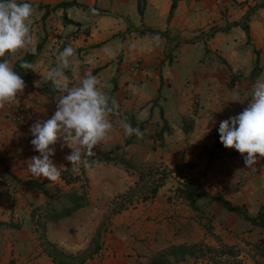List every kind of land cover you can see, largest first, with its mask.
Masks as SVG:
<instances>
[{
    "label": "crops",
    "instance_id": "1",
    "mask_svg": "<svg viewBox=\"0 0 264 264\" xmlns=\"http://www.w3.org/2000/svg\"><path fill=\"white\" fill-rule=\"evenodd\" d=\"M71 1L18 0L35 6L32 32L36 46L42 44L34 70L27 71L30 83L20 105L33 107L40 121L51 118L60 93L30 88L47 82L56 56L71 45L77 75L91 71L97 76L121 116L133 119L144 135L126 136L113 117L110 139L95 148L93 158L123 159L130 167L102 161L79 172L71 168L78 177L74 183L49 182L27 169L39 156L30 128L14 124L6 106L0 108V221L18 226L0 227V264H54L43 241L75 254L88 249L98 231L100 248L84 264H150L172 246L208 251L204 257L170 259V264H264V230L206 197L219 196L251 217L264 204V158L249 169L235 149L223 146L211 157L207 153L219 138L220 122L240 114L257 79L264 78V0H145L142 16L138 0H75L83 7L51 11ZM144 30L157 35L140 34ZM255 50L260 73L252 80ZM24 53L5 58L14 66ZM138 59L142 71L131 75L128 67ZM237 97L240 102L233 101ZM54 148L50 159L62 170L71 149L62 142ZM181 163L195 164L190 173L203 174L206 196L195 208L176 191L182 180L175 165ZM148 172L153 175L146 177ZM160 172L165 173L162 186L143 200ZM82 186L86 205L46 222L41 236L34 219L69 207L70 196L82 194Z\"/></svg>",
    "mask_w": 264,
    "mask_h": 264
},
{
    "label": "clouds",
    "instance_id": "2",
    "mask_svg": "<svg viewBox=\"0 0 264 264\" xmlns=\"http://www.w3.org/2000/svg\"><path fill=\"white\" fill-rule=\"evenodd\" d=\"M90 11L98 14L94 8ZM35 12L31 3L0 0V108L20 106L19 97L26 84L5 57L21 51L36 55L37 40L32 32ZM76 55L71 45L64 47L56 56L55 65L47 70L45 80L60 93L55 98L56 110L51 118L38 120L30 127L34 137L30 143L39 156L31 158L27 169L33 177L49 182H56L61 176L60 169L50 159L58 142L71 149L66 160L79 172L81 166L90 169L98 163L89 158L96 155L94 148L110 139L113 117L118 119L126 136L142 139L144 135L132 127L127 117L121 116L119 105L100 87L97 76L91 71L77 75L73 66ZM19 66L25 71L34 70L28 61H22ZM233 101L240 102L238 97ZM218 133L224 148L235 149L244 158L246 168L255 169L258 157L264 158V78H258L254 84L247 107L240 114L221 121Z\"/></svg>",
    "mask_w": 264,
    "mask_h": 264
},
{
    "label": "trees",
    "instance_id": "3",
    "mask_svg": "<svg viewBox=\"0 0 264 264\" xmlns=\"http://www.w3.org/2000/svg\"><path fill=\"white\" fill-rule=\"evenodd\" d=\"M145 0H138V13L140 16L143 14V6H144ZM264 5V3L262 4ZM34 6V5H33ZM70 6H77V7H83L81 4H78L75 0L67 3L59 4L51 9V11H55L58 8H66ZM35 7V6H34ZM68 23H72L69 20H66ZM244 30L247 32V26H243ZM148 33L150 35H157V32L154 31H141L140 34ZM42 48V44H38L36 46V55H31L28 53H24V55L19 58L15 64L14 69L17 71L22 79L25 81V84L30 83L29 76L27 75V71L20 68V63L22 61H28L32 63L34 59L38 56L40 50ZM256 59H255V65L254 69L251 73L250 78L253 80L255 79L259 73L260 68L258 66L259 64V58H258V52L255 50ZM234 77H232V80L230 82V86L234 84ZM30 90H36L39 93L42 94H58L57 91L52 87L51 82H45L42 85L32 87ZM128 122L132 125L134 128H138L141 131V128L137 126V124L133 121V119L128 118ZM165 131L164 128L161 129L160 133H163ZM131 140H126L124 144L130 143ZM223 145L220 143V139L217 138L214 143L213 149H210L207 151L208 156L211 157L213 153L218 152ZM91 160H95L97 162H119L125 167H130V164L123 160V159H110L108 157L104 158H90ZM71 168L73 166L69 161L65 163V168L60 170L61 176L60 178L64 180L66 183H74L78 180V177L74 175L71 172ZM83 166L80 167V171L82 170ZM195 169V164L192 163H181L175 165V172L176 174L180 175V186L176 188V191L178 194H180L184 199H186L190 206L192 208H195V203L200 197L206 196L205 192L203 191V187L201 184V178H203V174H191L190 172ZM146 177L152 176L153 174L151 172H148L144 174ZM143 174L140 175V181L145 177ZM165 178V173L160 172L158 176L153 178L150 182V184L147 186L145 191L142 193V199L146 200L149 198H153L158 189L162 186L163 179ZM25 184L28 185H35L36 187L40 188L42 184L33 182V181H26ZM83 187V186H82ZM123 197V196H120ZM210 201H215L223 206L227 211L236 213L238 216H240L244 221L250 223L253 226L260 227L264 230V204L261 206L260 210L258 211L257 215L254 217H251L248 215L247 211L243 207L239 206H233L228 201L224 200L223 198L219 196H206ZM70 202L71 205L67 208L62 209L60 212L56 213L54 212L51 215H45L41 219H34V213H32V218L35 221L36 229L41 231V236H43V231L45 227V223L48 221H58L62 218L68 217L72 215L76 210L80 209L81 207L86 205V197H85V187H83V192L80 195L72 194L70 196ZM18 227L12 222H1L0 221V227ZM40 236V237H41ZM42 238V237H41ZM99 238H100V231H98L93 238L91 245L88 249L84 251L77 252L75 254H70L63 252L59 249H57L52 244L46 243L43 241V246L45 249V252L47 255L52 259L54 264H84L88 259H91L99 250ZM208 251V250H207ZM205 249L201 246H172L170 249L157 253L151 260L150 264H170V259L173 261L182 260L185 257H204L207 253Z\"/></svg>",
    "mask_w": 264,
    "mask_h": 264
},
{
    "label": "built area",
    "instance_id": "4",
    "mask_svg": "<svg viewBox=\"0 0 264 264\" xmlns=\"http://www.w3.org/2000/svg\"><path fill=\"white\" fill-rule=\"evenodd\" d=\"M142 67L143 62L138 59L129 65L128 72L131 75H137L142 71ZM237 76H239V73H236ZM6 109L9 111L10 119L14 124L30 128L32 124L39 120L36 110L31 106L20 105L19 108H16L15 105H6ZM93 151L95 152V148Z\"/></svg>",
    "mask_w": 264,
    "mask_h": 264
},
{
    "label": "rangeland",
    "instance_id": "5",
    "mask_svg": "<svg viewBox=\"0 0 264 264\" xmlns=\"http://www.w3.org/2000/svg\"><path fill=\"white\" fill-rule=\"evenodd\" d=\"M196 104V103H195ZM152 171V170H151ZM156 178V177H155ZM145 181L143 182V183H140V186L139 187H137L138 188V191H141V190H143V188H144V186H145Z\"/></svg>",
    "mask_w": 264,
    "mask_h": 264
}]
</instances>
